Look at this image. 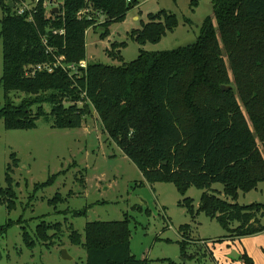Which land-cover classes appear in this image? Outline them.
<instances>
[{
  "label": "trees",
  "instance_id": "16d2710c",
  "mask_svg": "<svg viewBox=\"0 0 264 264\" xmlns=\"http://www.w3.org/2000/svg\"><path fill=\"white\" fill-rule=\"evenodd\" d=\"M26 1L0 0L4 129H34L39 118L52 128H80L94 110L103 131L146 183H172L182 196L189 187L202 190L196 209L189 197L178 205L192 219L203 213L215 220L225 231L218 240L264 230L259 218H264V202H236L239 193L264 183V0H212V15L198 25L192 44L140 50L135 59L119 65L87 61L85 32L97 26L106 34L107 26L123 21L139 0H59L49 8L46 0H37L30 10L17 14L15 8ZM197 5L198 0H190L191 10ZM54 8L58 11L52 12ZM99 15L104 20L97 25ZM185 22L191 23L189 18ZM177 25L174 13L160 10L148 14V21L130 36L140 45L157 43ZM54 30L64 32L54 34ZM123 46L112 44L108 54L121 60L115 50ZM59 56L64 66L82 60L87 65L70 75L60 64L54 66ZM221 86L229 87L222 90ZM12 92L23 97L14 103ZM44 104L50 106L49 112ZM18 164L15 153L10 154L5 186L0 184V204L8 210L16 207L12 175ZM55 176L35 188L53 183ZM215 183L222 185L223 197L212 187ZM62 200L55 194L48 202ZM73 215H85V210ZM10 224L0 225V235ZM49 230L59 232L60 224L41 220L33 231L35 239L53 237ZM178 231L180 258L196 260L187 250L191 225H180ZM21 236L28 249L35 246L23 225ZM130 236L128 217L86 222L83 237L74 228L69 232L70 242L82 245L85 264H149L147 258L131 254ZM197 240L204 250L208 241ZM239 260L253 264L246 254Z\"/></svg>",
  "mask_w": 264,
  "mask_h": 264
},
{
  "label": "rangeland",
  "instance_id": "374dc122",
  "mask_svg": "<svg viewBox=\"0 0 264 264\" xmlns=\"http://www.w3.org/2000/svg\"><path fill=\"white\" fill-rule=\"evenodd\" d=\"M59 0H46L47 8ZM212 0H198L197 7L190 9V0H139V19L127 15L121 22L107 26V33L100 36L93 26L85 36L86 60L109 65H119L137 57L140 50L155 52L171 50L192 44L199 34L203 18L212 15ZM35 0L26 3L34 5ZM166 10L174 13L178 25L157 43L140 45L130 34L148 21V14ZM2 12L0 8V18ZM97 25L104 20L99 15ZM185 18L192 23L187 24ZM114 43H124L116 48L121 60L108 54ZM91 55L94 57L90 58ZM2 75V42L0 39V77ZM14 103L22 93L10 94ZM4 104L0 84V107ZM49 112L50 106L43 105ZM35 110V107L33 108ZM15 153L19 164L14 169L16 207L8 210L0 204V225L9 221L6 232L0 235V264H85L86 253L82 245H73L69 239L71 228L83 237L84 225L89 221H120L129 218L130 251L136 258L150 260L149 264H167L168 258L181 264H245L232 260L231 255L246 254L253 264H264V230L253 235L221 238L225 231L205 214L191 218L186 208L178 205L183 197L192 199L197 208L202 190L189 187L185 195L178 193L172 183H146L136 166L103 131L94 110L86 115L80 128H52L44 118L36 121L30 130H6L0 119V184L5 186L4 173L10 154ZM56 175L53 183L35 188L48 177ZM142 183V184H141ZM218 196L223 197L222 185L215 183ZM55 194L62 201L49 204ZM240 205L264 202V183L247 193H240L236 201ZM85 210V215H73V211ZM259 216V215H258ZM264 225V218L260 217ZM21 219V222H19ZM43 220L48 224H60V231L49 230L53 236L38 241L34 236L35 226ZM191 225L188 254L194 258L183 260L177 243L181 239L178 227ZM35 239V246L28 249L22 241L21 227ZM168 238L170 241H165ZM197 239H206V248L201 250ZM212 239H215L213 242ZM218 240V241H216ZM70 259L62 258V250ZM199 257V259H198Z\"/></svg>",
  "mask_w": 264,
  "mask_h": 264
},
{
  "label": "built area",
  "instance_id": "2783aa9c",
  "mask_svg": "<svg viewBox=\"0 0 264 264\" xmlns=\"http://www.w3.org/2000/svg\"><path fill=\"white\" fill-rule=\"evenodd\" d=\"M35 1L37 2V0H35ZM44 5L47 6L46 1L44 2ZM31 6H33V5H29L26 2H23V3L21 2L17 6V8H15V11H16L17 14H23L25 11L30 10L31 9ZM63 32H64L63 30H58V31L57 30H54L53 31L54 34H63ZM63 59H64L63 56L57 57L56 58V63L54 64V66L60 64L62 67H64V69L66 71L69 70L68 73L70 75L77 73L78 68H85L86 65H87L86 60H82V61H79L77 64L71 63V64H68V65L64 66V65L61 64V62L63 61ZM38 67H40V66H38ZM49 70H51V69H49Z\"/></svg>",
  "mask_w": 264,
  "mask_h": 264
},
{
  "label": "water",
  "instance_id": "95a60500",
  "mask_svg": "<svg viewBox=\"0 0 264 264\" xmlns=\"http://www.w3.org/2000/svg\"><path fill=\"white\" fill-rule=\"evenodd\" d=\"M9 5L12 6L11 3H9ZM57 11H58L57 8L52 9V12H57ZM96 30H97V33H98L99 35L105 33V29H104L103 27H98ZM228 87H229V86H221V89H222V90H226V89H228ZM233 253H234L235 255H231L230 258H231L232 260H234V261L239 260V255L236 254L235 251H233ZM62 258H63V259H70V256H68V255L66 254V251H65L64 249L62 250Z\"/></svg>",
  "mask_w": 264,
  "mask_h": 264
},
{
  "label": "crops",
  "instance_id": "0c3cea01",
  "mask_svg": "<svg viewBox=\"0 0 264 264\" xmlns=\"http://www.w3.org/2000/svg\"><path fill=\"white\" fill-rule=\"evenodd\" d=\"M139 6H140V4L138 3L134 8H132L130 11H128L127 12V14H126V16H125V18L127 17V15L129 14V15H131V18L133 19V20H138L139 19V15H138V13L137 12H135V10H140L139 9ZM206 17V16H205ZM204 19V18H203ZM191 21V20H190ZM191 23H192V21H191ZM98 28V27H97ZM96 28V29H97ZM90 28H88L87 30H86V32H85V36H86V33H87V31L89 30ZM97 31V30H96ZM92 57H94V55H91L90 56V58H92ZM258 186V185H257ZM257 188V187H256ZM239 195H240V193H239ZM166 239H168V238H166Z\"/></svg>",
  "mask_w": 264,
  "mask_h": 264
}]
</instances>
